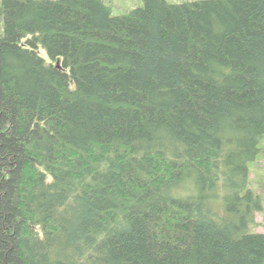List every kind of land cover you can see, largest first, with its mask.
<instances>
[{"label":"trees","instance_id":"1","mask_svg":"<svg viewBox=\"0 0 264 264\" xmlns=\"http://www.w3.org/2000/svg\"><path fill=\"white\" fill-rule=\"evenodd\" d=\"M141 1L0 0V264H264V0Z\"/></svg>","mask_w":264,"mask_h":264},{"label":"rangeland","instance_id":"2","mask_svg":"<svg viewBox=\"0 0 264 264\" xmlns=\"http://www.w3.org/2000/svg\"><path fill=\"white\" fill-rule=\"evenodd\" d=\"M55 1V0H52ZM105 4L110 8L111 14L113 16L125 15L142 6L141 0H104ZM171 4H181L188 1H198V0H167ZM40 56L46 59L45 53L40 50ZM260 151L254 161L248 163L249 172V188L256 194L260 195L264 202V134L259 141ZM189 186L187 188H182V192L187 196L183 195L181 197H194L197 194V189L195 187V178L189 177L186 181ZM180 191V190H178ZM182 193V194H183ZM175 194V192H174ZM251 233H261L264 234V208L261 213L255 215V224L251 226Z\"/></svg>","mask_w":264,"mask_h":264}]
</instances>
